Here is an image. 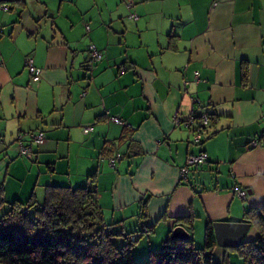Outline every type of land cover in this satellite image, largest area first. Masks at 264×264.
Instances as JSON below:
<instances>
[{"label":"crops","instance_id":"obj_1","mask_svg":"<svg viewBox=\"0 0 264 264\" xmlns=\"http://www.w3.org/2000/svg\"><path fill=\"white\" fill-rule=\"evenodd\" d=\"M90 45L101 61H90ZM26 58L42 70L39 80ZM0 61L4 211L44 187L94 179L118 248L151 227L132 249L141 264L174 228L190 232L180 218L202 249L209 224L246 222L264 206V0H2ZM204 116L214 121L197 145ZM36 131L41 145L28 136ZM20 135L33 161L20 154ZM204 152L208 161L181 179L187 158ZM116 153L123 158L110 168L105 158ZM258 236L252 227L246 242ZM226 250L213 251L217 263L227 255L242 264Z\"/></svg>","mask_w":264,"mask_h":264},{"label":"trees","instance_id":"obj_2","mask_svg":"<svg viewBox=\"0 0 264 264\" xmlns=\"http://www.w3.org/2000/svg\"><path fill=\"white\" fill-rule=\"evenodd\" d=\"M90 46L88 54L90 61L94 62L90 56ZM206 117L209 123L214 121ZM191 120L196 122L195 119ZM124 127L128 128L127 123ZM198 128L206 129L202 125ZM31 133L44 135L42 131ZM259 140H264V133ZM17 141L29 147L24 144L23 135ZM32 155L31 159L23 156L33 161V152ZM89 182L76 188L47 186L42 190L44 196L41 200L35 191L26 203L14 202L10 205L0 215V264H138L132 253L133 245L151 227L143 223L139 233L128 235V243L118 248L114 239L119 235L110 230L111 226L104 224L95 181L91 179ZM179 220H188L191 240L180 242L174 240L171 234L158 249L149 252L144 264H217L213 257V251L218 248L213 225L207 226L204 246L197 249L190 219L183 217ZM245 221L257 230L258 238L226 251L240 258L242 264H264V206L248 210ZM219 264H231L230 258L226 255Z\"/></svg>","mask_w":264,"mask_h":264},{"label":"built area","instance_id":"obj_3","mask_svg":"<svg viewBox=\"0 0 264 264\" xmlns=\"http://www.w3.org/2000/svg\"><path fill=\"white\" fill-rule=\"evenodd\" d=\"M1 1L2 0H0V2ZM2 10L7 11L8 8L3 6ZM131 19L137 20L138 17L136 15H132ZM87 29L89 30L88 26H87ZM89 50H90V56L94 62H99L102 60V57H103L102 53L100 51H98L94 45L90 46ZM1 64H2V61H0V65ZM25 67L35 81L39 80V78L42 75V70L35 67L34 61L32 58H26L25 59ZM194 79H195L196 83H199L201 81L200 74L198 72L195 73ZM84 96H85V93H83L81 95V97H84ZM108 118L110 121H112L113 123H116L118 125H121V126L126 125V123L123 120L119 119L118 117L109 116ZM175 123L178 124V121L176 118H175ZM201 123H202L201 125L204 128L207 127L209 125L208 118L206 116H204L203 119L201 120ZM192 124H194V122L191 120V121H188L185 124V126L187 128H190ZM202 129L203 128H197L193 132V143L194 144H197V145L202 144V142H203V130ZM92 131H93V127H86L83 130L84 134H89ZM29 137L37 145L42 144L44 142V135L42 133H38V134L31 133V134H29ZM20 139H22V135L19 136V140ZM251 146L254 148H257L260 146V142H258L257 140H253L251 143ZM20 151H21V154L26 156L27 158L31 159L33 156L31 148L24 146L22 143H20ZM121 158H122L121 154L118 153L114 157H111V158H108L105 160H108L109 165L113 168L116 166L117 162H119L121 160ZM208 159H209V157L205 152L201 153L199 155L189 156L187 158L186 166L180 171V178L183 180L186 179V175H187L189 168L201 167L202 165H204L208 161ZM102 160H104V159H102ZM235 195H237V197L239 199H245L247 197V192L244 190H241V189H236Z\"/></svg>","mask_w":264,"mask_h":264},{"label":"water","instance_id":"obj_4","mask_svg":"<svg viewBox=\"0 0 264 264\" xmlns=\"http://www.w3.org/2000/svg\"><path fill=\"white\" fill-rule=\"evenodd\" d=\"M213 228L218 247L236 249L246 242L252 225L246 222H216ZM171 237L180 242L191 240L190 233L182 226L174 228Z\"/></svg>","mask_w":264,"mask_h":264},{"label":"rangeland","instance_id":"obj_5","mask_svg":"<svg viewBox=\"0 0 264 264\" xmlns=\"http://www.w3.org/2000/svg\"><path fill=\"white\" fill-rule=\"evenodd\" d=\"M3 6H5V5H2V6H1V9H2ZM18 147H19V151H20V142L17 141V148H18ZM19 158L22 159V158H24V157H21V156H20ZM24 159H26V158H24ZM27 160H28V159H27ZM102 161H104V160H102ZM105 162L107 163V165H108L110 168H112V167L109 165V161H108V160H106ZM43 196H44V192H43V191L40 192V190H39V191L37 192V197H38V199L41 200V198H42ZM5 206H6L5 203L0 204V215H2L4 212H6V211H4ZM3 208H4V209H3ZM136 235H137V234H136ZM203 237H204V238H203V243H201V244H203V246H204V242H205V240H204V239H205V233H204ZM142 238H143V237H142ZM142 238H140L136 244H138V243L142 240ZM195 241H196V239H195ZM127 243H128V242H125V244H127ZM125 244H124V245H125ZM136 244H134L133 246H135ZM198 244H199V242L195 243V245H196L195 247H198ZM121 248H122V247H121ZM121 248H120V249H121ZM132 249H133V248H132ZM238 259H239L240 261H242L240 258H238V257L235 258V257H234V262H235V260H238ZM214 261H215V260H214ZM140 262H141V264H144V263H142L143 261H140ZM215 262H216V261H215ZM217 264H219V263H217Z\"/></svg>","mask_w":264,"mask_h":264}]
</instances>
